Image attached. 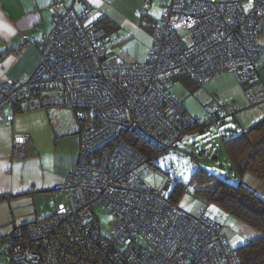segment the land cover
I'll list each match as a JSON object with an SVG mask.
<instances>
[{
	"label": "built area",
	"instance_id": "1",
	"mask_svg": "<svg viewBox=\"0 0 264 264\" xmlns=\"http://www.w3.org/2000/svg\"><path fill=\"white\" fill-rule=\"evenodd\" d=\"M101 18L89 5L55 10L39 42L21 35L19 48L40 49L37 68L22 81H0V109L32 91L54 89L80 126L79 160L56 187L65 203L54 201L47 218L0 238V257L8 264H239L204 208L193 215L168 199L173 179L160 187L145 181L147 158L128 142L136 136L166 149L194 124L196 131L210 130L236 112L208 102L197 123L170 93L180 78L204 85L231 72L250 104L264 101V88H255L264 0H169L150 30L148 55L135 62L116 60ZM26 140L14 137L15 156L24 155ZM96 206L112 216L111 238L101 234Z\"/></svg>",
	"mask_w": 264,
	"mask_h": 264
},
{
	"label": "rangeland",
	"instance_id": "2",
	"mask_svg": "<svg viewBox=\"0 0 264 264\" xmlns=\"http://www.w3.org/2000/svg\"><path fill=\"white\" fill-rule=\"evenodd\" d=\"M167 0H103L98 6L100 12L111 19L110 25L103 28L111 35L110 51L116 60L121 62L143 61L151 47L150 30L153 23L160 18L164 3ZM147 2L143 14L139 10ZM187 39V34L178 30ZM186 79H178L170 93L180 100L184 109L193 118L202 122L207 116L206 104L215 102L223 108L235 107L233 115L226 116L225 121L210 130L195 131L184 135L175 146L159 152L153 165L143 170V177L151 185L160 187L164 180L170 178L190 185L191 173L203 166L209 171L227 176L233 183L242 182L251 190L264 198V176H255L248 172L238 174L231 168V163L222 146V137L240 131L252 122L256 111L264 112V101L250 104L245 96L244 84H241L234 73L225 72L208 80L204 85H196ZM47 91L42 94L45 102H54L49 109L60 110L62 118H70L75 122L72 111L63 105L60 92ZM44 92V91H43ZM51 93H53L51 95ZM52 105V104H51ZM264 115L254 118L258 120ZM248 127V126H247ZM217 157L213 158L212 154ZM52 194V195H50ZM168 194V193H167ZM50 195V197H49ZM35 198L17 196L0 202V238L13 229L34 220L45 218L51 212L54 201L65 203V195L59 190L37 194ZM177 205L189 214L196 215L200 208L213 218L220 226L227 245L235 249L246 240L259 236V232L234 216L224 212L214 204L204 205L191 193H182ZM100 225L101 234L111 238L110 228L112 216L102 206L93 208ZM2 244H0V250ZM1 264H8L4 256L0 257Z\"/></svg>",
	"mask_w": 264,
	"mask_h": 264
},
{
	"label": "crops",
	"instance_id": "3",
	"mask_svg": "<svg viewBox=\"0 0 264 264\" xmlns=\"http://www.w3.org/2000/svg\"><path fill=\"white\" fill-rule=\"evenodd\" d=\"M58 1L62 6L58 5ZM58 1L0 0V81H22L33 73L40 62L41 53L37 45L25 43L19 48L23 42L21 37L23 33L28 34L33 41L39 42L49 33L55 10L72 8L80 11L85 5L98 9L103 2V0ZM259 43L264 47V34L259 36ZM255 88H264V53L258 66ZM47 91L53 92L33 91L35 92L33 95H38L46 106L25 112H15L11 106H3L0 109L2 194L34 199L37 194L53 192L79 160L80 126L74 115L76 123L70 118H62L58 107L54 110L49 109L48 105L55 107L57 105L42 99V94ZM259 115H264V112L256 111L252 121ZM17 135L27 136L23 145L24 155L21 157L12 153L13 139ZM49 215L50 213L46 217Z\"/></svg>",
	"mask_w": 264,
	"mask_h": 264
},
{
	"label": "trees",
	"instance_id": "4",
	"mask_svg": "<svg viewBox=\"0 0 264 264\" xmlns=\"http://www.w3.org/2000/svg\"><path fill=\"white\" fill-rule=\"evenodd\" d=\"M101 19L103 26L110 25L111 20L108 17L102 16ZM34 93L32 91L29 95L21 97L11 107L15 112H25L39 106H46L47 104L40 101L38 95H33ZM224 121L222 120L220 124ZM196 122L200 123L199 120ZM197 127L198 125L194 124L188 132H195ZM220 138L235 173L248 172L255 176H264V116L252 121L248 127L230 133L226 138L222 136ZM129 139L130 146L145 155L149 165H153L159 152L164 150L136 136H131ZM212 157H217L215 152ZM190 184L191 190L186 193L193 194L204 205L218 206L224 212L259 232V236L246 240L234 249L239 258V264H264V198L242 182L233 183L227 176L211 172L203 166H198L191 173ZM184 185L182 182L175 181L167 194L168 199L177 203L178 197L184 193ZM10 198L13 196L0 193V202Z\"/></svg>",
	"mask_w": 264,
	"mask_h": 264
},
{
	"label": "bare ground",
	"instance_id": "5",
	"mask_svg": "<svg viewBox=\"0 0 264 264\" xmlns=\"http://www.w3.org/2000/svg\"><path fill=\"white\" fill-rule=\"evenodd\" d=\"M224 121V120H223ZM220 124V123H219Z\"/></svg>",
	"mask_w": 264,
	"mask_h": 264
}]
</instances>
